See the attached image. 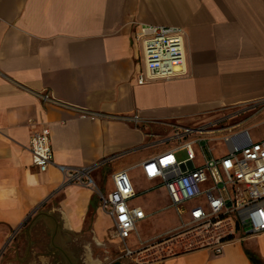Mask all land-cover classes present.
I'll return each instance as SVG.
<instances>
[{
  "label": "crops",
  "instance_id": "0c3cea01",
  "mask_svg": "<svg viewBox=\"0 0 264 264\" xmlns=\"http://www.w3.org/2000/svg\"><path fill=\"white\" fill-rule=\"evenodd\" d=\"M142 25L184 29L187 76L138 83ZM42 92L68 107L44 103ZM224 109L241 112L232 124L253 141L264 139L251 134L264 111V0H0V254L20 237L24 251H14L13 263L153 264L143 261L146 252L117 260L113 220L93 188L66 184L60 166L108 161L94 178L99 185L108 165L112 185L113 173L141 171L167 149L156 142L172 125L195 126ZM79 110L138 113L150 123L138 129L82 118ZM43 128L51 130L54 152L47 172L30 149L33 132ZM170 230L143 239L145 247ZM244 243L222 256L198 250L159 264H253L247 251L264 264Z\"/></svg>",
  "mask_w": 264,
  "mask_h": 264
},
{
  "label": "built area",
  "instance_id": "2783aa9c",
  "mask_svg": "<svg viewBox=\"0 0 264 264\" xmlns=\"http://www.w3.org/2000/svg\"><path fill=\"white\" fill-rule=\"evenodd\" d=\"M137 40L142 44L144 61V69L138 75L140 85L188 75L183 28L142 25ZM38 97L44 103L68 107L51 94L42 92ZM79 111L82 118L117 120L138 129L150 123L138 113ZM213 115L195 126L172 125L171 132L156 142L167 149L141 165L150 190L165 189L169 199L166 209L175 210L180 222L147 247L138 224L149 214L142 206L132 204L145 191L128 170L113 173L112 190L104 192L94 172L108 161L83 168L60 166L66 184L93 188L101 209L113 220L114 238L122 246L117 260H136L144 252L143 261L153 264L168 256L198 250L222 256L228 246L264 234V139L255 142L247 130L232 124L241 115L237 110L224 109ZM51 137L50 128L35 130L31 137L33 162L40 172H47L54 164ZM185 150L187 158L180 160L177 154ZM134 235L139 239L138 249L137 245H129Z\"/></svg>",
  "mask_w": 264,
  "mask_h": 264
},
{
  "label": "rangeland",
  "instance_id": "374dc122",
  "mask_svg": "<svg viewBox=\"0 0 264 264\" xmlns=\"http://www.w3.org/2000/svg\"><path fill=\"white\" fill-rule=\"evenodd\" d=\"M260 109V108H258ZM254 111H252L253 113ZM243 117V116H242ZM242 117H239L236 121H239L242 119ZM259 124L255 126L251 130V134L253 136H263L264 135V111L261 112V116L257 117ZM255 119H252L251 122H253ZM220 136V135H217ZM219 144V143H218ZM206 145V143H205ZM212 145V144H211ZM221 147V146H220ZM177 157L180 160L187 158V151H182L177 154ZM101 181L99 183L100 188L104 192H109L112 190L111 185V174H112V168L108 165L102 168L101 170ZM133 179L137 181L139 184V188L143 191H145V194L137 197L133 200L132 204L135 206H142L145 211L149 214V218L140 222L138 224V230L142 235L143 239H146L147 237H152L154 234L163 233L165 231H168L172 228L178 227L180 222L179 218L173 209L167 210V206L169 205V199L167 197V193L164 188L161 189H155L150 190L151 184L143 179V176L141 174V171L136 170L130 174ZM150 190V191H148ZM103 224L107 229H111V222L108 219H105L103 221ZM114 229L111 230L110 236L112 239L114 238ZM19 242H16L11 245V247H8V251L5 255L4 252H1L0 254V260L1 264H12L14 259V251H24V242L25 238L19 237ZM138 238L136 235H134L131 240L129 241V245L133 247L134 245H137ZM15 241V236L11 238V242L13 243ZM246 246L252 247L254 250L258 251L264 256V236L263 237H257L253 238L252 240H249L244 243ZM110 250L112 251L113 259L116 258V251L114 247H111ZM14 253V254H13ZM11 261V262H10ZM13 264H20V262H16L14 260Z\"/></svg>",
  "mask_w": 264,
  "mask_h": 264
},
{
  "label": "trees",
  "instance_id": "16d2710c",
  "mask_svg": "<svg viewBox=\"0 0 264 264\" xmlns=\"http://www.w3.org/2000/svg\"><path fill=\"white\" fill-rule=\"evenodd\" d=\"M248 256L252 260L253 264H261V259L255 253L247 251Z\"/></svg>",
  "mask_w": 264,
  "mask_h": 264
},
{
  "label": "water",
  "instance_id": "95a60500",
  "mask_svg": "<svg viewBox=\"0 0 264 264\" xmlns=\"http://www.w3.org/2000/svg\"><path fill=\"white\" fill-rule=\"evenodd\" d=\"M119 264H121V263H119Z\"/></svg>",
  "mask_w": 264,
  "mask_h": 264
}]
</instances>
